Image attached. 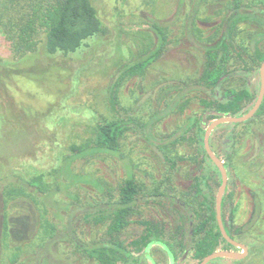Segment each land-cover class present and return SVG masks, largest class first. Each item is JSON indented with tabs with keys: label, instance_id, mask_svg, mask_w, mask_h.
Masks as SVG:
<instances>
[{
	"label": "rangeland",
	"instance_id": "374dc122",
	"mask_svg": "<svg viewBox=\"0 0 264 264\" xmlns=\"http://www.w3.org/2000/svg\"><path fill=\"white\" fill-rule=\"evenodd\" d=\"M225 1L94 0L98 16L107 28L106 33L93 38L85 51L73 53L76 57H63L41 52L14 55L5 35L10 14L3 10L0 0V219L8 209L11 245L25 244L33 238L37 232L39 212L32 201L22 197L9 203L6 209L2 202L5 186L53 171L62 163L63 156L69 153L73 144L83 146L92 138L98 124L113 120H133L129 125L127 123V131L120 141V150L125 158L122 160L118 155L98 153L75 159L71 163L72 170L94 177L103 188L99 190L91 184L80 182L72 190L73 196L68 195L64 188L58 196L53 197L64 200L59 201L60 204H56L53 198L44 199L51 221H54V214L60 206L62 217H68L69 210H65L63 205L76 203L74 196L84 203L103 201L108 195L115 196L118 186L126 177V164L142 187L151 192L157 186H163L165 190L170 186L172 193L182 194L192 183L194 175L207 174L211 195L216 198L221 173L212 160L204 157L202 147L207 126L200 132L197 126H191L185 139L163 151L156 144L150 145L153 143L145 138L144 129L137 123L144 124L151 115L159 112V118L151 130L155 137L160 138L176 130L188 117L203 115L210 121L212 114L200 104V99L208 94L193 91L177 101L174 99L185 77L195 79L201 72L202 47L215 37V27L230 12L226 9L224 14H219ZM257 6L264 9V0ZM154 23L167 31L169 40L159 55L145 65L142 74L126 75L121 79L126 65L142 60L155 48L157 38L151 28ZM242 81L232 77L223 82L219 90L224 92ZM250 88L257 98L259 74L252 76ZM245 126L234 128L231 122L221 123L213 128L209 139L212 150L222 160L226 156L225 151L230 154L233 151L228 136L247 131V134L244 133L247 138H244L234 157L236 169L231 170L227 181V187L233 193V204L238 205V224L248 218L251 208L249 187L245 184L253 180L247 173L249 168L244 161L258 160V152L263 155L264 115L256 122L247 124L248 128ZM253 147H257L254 152ZM167 158L176 161L172 170ZM201 158L204 160L199 163ZM166 176L170 177V183H162ZM32 189L29 187V190ZM13 203L21 211H10ZM49 203L54 204L56 209L53 210ZM176 207L166 201L141 202L138 206L141 216L138 217L165 221L175 226ZM230 208L228 206L226 209L227 215ZM81 213L77 212L72 217L71 224L63 225H68L69 229L70 226L76 228L78 237L83 241L100 238L103 230L85 224ZM134 219L121 233L122 240L128 241L140 232L141 228ZM235 240L247 248L246 256L237 264H261L255 247L259 243H254L248 237H237ZM1 245L0 241V248ZM2 250L5 249L2 247ZM219 250L242 251L234 246ZM53 253L64 264H89L68 242L56 243ZM21 257L25 259L28 255ZM218 258L210 264H234L232 260H240ZM2 259L1 254L0 264ZM24 263L36 264V261ZM138 264H170V260L162 247L153 245L142 255Z\"/></svg>",
	"mask_w": 264,
	"mask_h": 264
},
{
	"label": "trees",
	"instance_id": "16d2710c",
	"mask_svg": "<svg viewBox=\"0 0 264 264\" xmlns=\"http://www.w3.org/2000/svg\"><path fill=\"white\" fill-rule=\"evenodd\" d=\"M262 1L227 0L222 3L219 14H224L226 9L230 12L222 23L215 27L217 29L215 37L208 40V45L202 47L201 72L195 79L186 76L174 99L177 101L193 91L208 94L207 97L200 99V104L212 114L210 121L205 122L203 115L191 116L173 132L157 138L151 126L160 114L154 113L144 124L137 123L144 129L145 138L153 143L150 145L156 144L157 146H154L165 151L170 145L185 139V134L191 126H197L200 132L204 130V126L219 116L226 114L240 116L251 109L256 99L250 88L251 78L259 74L260 66L264 62V9L257 6ZM1 2L3 10H7L10 14L5 35L14 55L24 56L41 52L47 55L76 57L74 54H79L90 47L93 38L104 35L107 31L98 16L94 0H1ZM151 28L157 38L155 48L142 60L126 65L121 79L126 75L142 74L145 65L159 55L162 47L169 40L167 31L158 24L154 23ZM232 77L243 81L221 92L219 88L222 83ZM187 102L188 99L185 100V103ZM262 115H264V98L251 118L232 125L238 128L246 124L245 127L248 128L247 124L256 122ZM131 121H133L131 118H127L98 124L88 143L83 146L73 144L69 148V153L63 156L62 163L53 171L40 173L21 182H11L9 186H5L2 192L4 207H8L9 203L19 197L25 198L36 206L39 220L37 232L30 241L11 245L9 211L6 208L7 211L0 219L2 264H25L24 262L31 263L32 260L36 261V264L41 262V264H64L63 260L53 253L55 244L59 242L73 245L89 264H138L142 255L153 245L162 247L169 257L170 264H199L208 254L232 246L220 232L216 219L215 198L211 195L208 184L209 176L203 173L194 175L192 183L182 194L172 193L173 189L170 186L166 190L163 186H157L151 192L142 187L126 164V177L118 186L115 196L108 195L103 201L86 203L74 196L76 203L63 205L65 210H69L67 218L62 217L60 211L62 206L58 210L54 208V204L52 206L49 203L53 210L56 209L53 219L55 222L50 220L44 199L58 196L64 188L68 195L73 196L72 190L80 182L91 184L99 190L103 188L101 182L94 177L75 173L71 163L77 158L98 153L118 155L123 160L125 157L120 150V141L127 131V123L129 125ZM244 133L247 134V131ZM244 133L228 136L229 141H232L233 151L231 154L225 151L226 156L222 159L228 176L232 169H236L235 158L244 138H247ZM256 148L253 147V152ZM202 150L204 157L211 160L204 144ZM262 153L263 155L257 153L259 159L256 161L255 159L244 161L249 168L247 173L253 180L245 184L249 187L251 205L248 218L240 224L236 222L238 205L233 204V193L227 186L222 197L221 215L225 230L231 238L248 237L254 243H259V246L255 245V247L260 255L261 264H264V152ZM193 159L196 160L195 157ZM166 160L170 161L169 168L172 170L176 161L170 158ZM203 160L204 158H201L199 163ZM170 182V177L166 176L162 183ZM29 187L33 189L29 190ZM151 200L166 201L177 206L175 226L165 221L138 217L141 216L138 211L141 202L149 203ZM53 201L58 204L60 200L53 198ZM228 206L231 207L229 215L226 214ZM11 208L10 211L15 209L21 211V208L19 209L14 203ZM77 212H82V220L85 224L102 229L103 235L98 239L83 241L78 237L76 228L72 226L70 229L67 228ZM133 219L141 230L136 236L124 241L121 239V233ZM2 247L5 250H2ZM21 255L24 257L28 255V258L22 259ZM43 258L45 260H42ZM215 259L217 258L211 261ZM232 261L237 264L242 259Z\"/></svg>",
	"mask_w": 264,
	"mask_h": 264
},
{
	"label": "water",
	"instance_id": "95a60500",
	"mask_svg": "<svg viewBox=\"0 0 264 264\" xmlns=\"http://www.w3.org/2000/svg\"><path fill=\"white\" fill-rule=\"evenodd\" d=\"M259 78H260V89L258 96L256 98V101L254 102L253 106L251 109L246 112L245 114H242L240 116H230L228 114L219 116L212 120L211 122L208 123L204 137H203V144L204 148L209 156V158L213 161V163L218 167L220 173H221V184L219 186L218 192L216 194L215 198V209H216V219H217V224L219 226L220 232L222 236L227 240L229 244L232 246L241 249V252H236V251H230V250H216L207 256H205L199 264H207L209 261H211L214 258L218 257H230L233 259H242L246 256L247 253V248L245 247L244 244L241 242L231 238L228 233L225 230V227L223 225L222 221V215H221V204H222V197L223 193L226 189L227 186V181H228V174L226 167L224 166L223 161L216 155V153L212 150L210 146V133L213 130L214 127L221 123L225 122H231V123H237V122H243L251 118L256 111L258 110L260 104L262 103L263 97H264V62L260 66L259 70ZM205 122H208L206 118H204Z\"/></svg>",
	"mask_w": 264,
	"mask_h": 264
},
{
	"label": "flooded vegetation",
	"instance_id": "af4514ba",
	"mask_svg": "<svg viewBox=\"0 0 264 264\" xmlns=\"http://www.w3.org/2000/svg\"><path fill=\"white\" fill-rule=\"evenodd\" d=\"M244 122V121H243ZM212 148V147H211Z\"/></svg>",
	"mask_w": 264,
	"mask_h": 264
}]
</instances>
